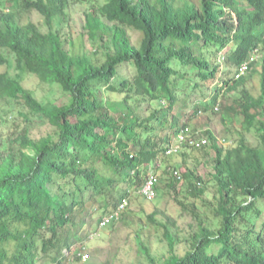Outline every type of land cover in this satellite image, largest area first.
I'll use <instances>...</instances> for the list:
<instances>
[{"label":"trees","instance_id":"1","mask_svg":"<svg viewBox=\"0 0 264 264\" xmlns=\"http://www.w3.org/2000/svg\"><path fill=\"white\" fill-rule=\"evenodd\" d=\"M6 2L12 12L0 10V49L15 57L17 69L64 95L41 103L0 74V101L18 102L26 122L38 117L51 129L39 139L22 134L17 155L1 160L0 264H68L66 254L88 240L91 217L101 209L100 224L139 193L151 168L158 179L154 166L174 145L185 157L196 151L208 160L215 188L204 205L214 219L207 224L191 205L196 229L178 240L175 220L150 214L167 252L158 261L141 245L148 263L264 264V0ZM71 4L90 6L77 47L52 29ZM19 8L43 17L46 31L20 23ZM6 63L0 54V66ZM254 77L257 96L247 88ZM216 111L237 128L229 146L209 130L197 136L206 141L200 147L178 142L190 119ZM252 131L258 146L246 141ZM184 166L166 187L175 191L184 178L201 200L207 182L195 173L199 162Z\"/></svg>","mask_w":264,"mask_h":264},{"label":"rangeland","instance_id":"2","mask_svg":"<svg viewBox=\"0 0 264 264\" xmlns=\"http://www.w3.org/2000/svg\"><path fill=\"white\" fill-rule=\"evenodd\" d=\"M89 7L85 4H71L67 11V19L62 22L55 19L52 23V29L58 27L64 40L74 42L75 47H77L81 35L85 32L83 28L84 14ZM0 10L6 13L12 12L6 0H0ZM15 14L20 23L32 22L42 31H46L43 17L38 13L24 12L19 8ZM136 35L134 32L131 33L134 40L137 38ZM86 45L89 49L92 46L91 43ZM67 47L68 43L65 45L66 49ZM223 53L219 57L221 62ZM0 54L7 61L5 65L0 66V74H6L9 78L18 80L41 103L56 102L63 98L64 94L58 86L43 84L35 76L17 69L15 57L6 50L0 49ZM247 82V88L254 96H257L259 93L258 78H249ZM187 107H183L181 111L183 113L191 111V106ZM26 113L27 110L14 100L0 101V153L3 154L0 156V163L12 151L17 155L21 143L19 136L22 134L27 133L30 138L39 139L50 132V127L38 117H30L31 121L26 122L24 118ZM189 129L196 134L209 130L218 138L220 143L226 146H229L231 141L237 137L236 126L234 128L226 121H222L218 111L208 115L200 114L196 119H190ZM246 141L251 146L259 145L254 131L247 135ZM172 150L175 152L170 155L166 154V158L154 166L158 168L157 171L155 170L158 177L155 199L145 201L140 193L132 192L127 200L128 205L120 213L118 220L112 221L104 227L96 222L102 211L101 209L98 210L90 219L93 221H90L88 240L74 246L71 251L72 254H66L68 264H149L142 246H146L155 258L161 261L167 252V245L163 239V229L153 225L148 220V216L154 212L157 214L155 219L158 221H165L166 217L176 221L177 229L173 228L171 231L175 233L178 240L189 237L196 229V222L188 210L191 205L196 207L201 214L200 218L205 219L207 224L213 223L212 210L204 205V200L212 201L215 188L210 177L211 169L206 164L208 160L196 151H189L185 157V150L179 149L178 145H174ZM195 162H199L197 171L195 170L196 175L201 176L207 182V192L201 200L191 197L184 178L179 179L180 182L175 191L167 189L171 172H176L181 177L187 170L184 164L192 169ZM149 172H153L152 168ZM81 219L83 217L78 216V221ZM81 226L78 228H82ZM176 247L180 249L182 244H177ZM73 256H77L79 260Z\"/></svg>","mask_w":264,"mask_h":264},{"label":"built area","instance_id":"3","mask_svg":"<svg viewBox=\"0 0 264 264\" xmlns=\"http://www.w3.org/2000/svg\"><path fill=\"white\" fill-rule=\"evenodd\" d=\"M246 70H247V65L244 64V66L240 69L239 76L243 75L246 72ZM239 76H237V78ZM198 135L199 134L190 132V130L187 128V129L182 130L178 134L177 140L181 144L187 143V144H189V146L197 148V147H200V145L206 144L205 139H203V138L198 139L197 138ZM173 152H175V151L169 150L166 154L170 155ZM157 182H158V180H157L156 176L152 172L148 173V175L145 179V182H144V184H143V186L139 192L141 194V196L144 197L147 201H152L157 196V192H156ZM127 205H128L127 200H123L119 204L118 208L116 209V211L114 213L103 218L102 222L100 223V226L104 227L108 223H111L112 221L118 220L120 213L125 210Z\"/></svg>","mask_w":264,"mask_h":264}]
</instances>
